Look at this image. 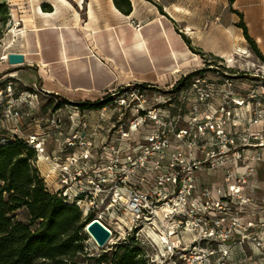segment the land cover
I'll return each instance as SVG.
<instances>
[{
    "label": "built area",
    "instance_id": "1",
    "mask_svg": "<svg viewBox=\"0 0 264 264\" xmlns=\"http://www.w3.org/2000/svg\"><path fill=\"white\" fill-rule=\"evenodd\" d=\"M206 66L177 90L186 74L165 92L129 84L114 93L121 112L102 138L84 122L67 134L54 113L40 135L22 134L7 105L13 135L0 144L23 141L33 165L49 167L46 189L104 224L109 241L106 221L122 226L114 244L137 247L144 264H264V77L226 66L213 80ZM211 100L216 108L202 109Z\"/></svg>",
    "mask_w": 264,
    "mask_h": 264
},
{
    "label": "crops",
    "instance_id": "2",
    "mask_svg": "<svg viewBox=\"0 0 264 264\" xmlns=\"http://www.w3.org/2000/svg\"><path fill=\"white\" fill-rule=\"evenodd\" d=\"M66 1H32L33 25L24 31L25 50L17 52L24 56V74L48 97L107 94L129 84L165 85L193 70L196 52L222 58L243 47L238 27L232 39L226 24L203 32L190 25L180 28L171 11L147 0H129L128 14L112 0ZM233 5L245 15L248 35L264 54V0H234ZM7 69L0 68V74ZM46 148H53L51 141ZM37 168L42 178L49 170L44 162Z\"/></svg>",
    "mask_w": 264,
    "mask_h": 264
},
{
    "label": "rangeland",
    "instance_id": "3",
    "mask_svg": "<svg viewBox=\"0 0 264 264\" xmlns=\"http://www.w3.org/2000/svg\"><path fill=\"white\" fill-rule=\"evenodd\" d=\"M2 1L3 6L0 7V68L8 67L7 70L11 72L3 75L0 74V98L3 99L0 102V139H7L13 135L11 130L14 124L10 117H5L3 113V109L7 105H13L11 110L18 113L15 121L17 122L18 129L25 135L31 131L41 133L46 131L47 128H50L48 119L54 113L56 117L61 118L63 128L67 134L84 122V131L87 135H93V137H98L99 135L101 138L109 136L111 134V126L117 124V119L121 112L116 100L101 109L93 110H82L75 105L82 102H100L107 96L118 92V89L115 92L107 94L75 95L72 99L65 98L71 104H64V102L54 99L55 96L48 97L45 92L40 90L37 83L32 85V77L24 74L23 64L11 66L8 65L5 59L9 53H17L25 50L24 32L21 34V29L25 31L26 28L33 25L29 21V19L33 20L31 11V3L33 0H0V2ZM43 1L51 3L52 0ZM64 1L67 3L66 0ZM149 2L171 11V15L180 28H183L185 25H190L196 30L195 32H203L204 30L212 31L222 28V25L226 24V33L229 39H232L231 36L234 27H238L242 23L245 25V15L241 12H238L241 14V17L234 14L232 11L236 6L230 0H211V2L208 0H149ZM230 18H233L235 22H231ZM242 43L243 47L236 46L228 56L222 58L208 54L202 55L196 52L195 55L198 58L197 64L205 62L207 66L204 69L209 68L208 65H211L212 70H206V77L213 80H215V71L219 70L221 72L226 70V66L229 67L227 70L231 73L239 72L240 74L237 77H242L243 79L248 76L252 79L264 77V62L251 49L244 38L242 39ZM239 49L246 53L236 55L235 51ZM261 55L264 56L262 53ZM208 62L210 64H207ZM243 73H246V76ZM9 83L11 85V92L8 93L9 96H6V89ZM170 83L161 86L151 85V87H156L160 92H165L166 87H168L167 85ZM153 90L155 89L148 90L147 94L152 95ZM217 103V100H211L208 104L203 105L202 109L214 110ZM127 116H129L128 113H126L125 118ZM40 118H43L44 121L41 122ZM261 169L260 173L264 174V167ZM53 183L54 180L48 181L47 185H52ZM13 215L15 220L24 223L29 222L27 211L24 208L16 210ZM123 219L129 225V217L126 216ZM106 224L113 230L114 237L102 249L96 248L83 228L84 245L88 253L93 252L94 254H98L107 251L117 241L119 237L118 233L122 235L125 233L123 227L114 221L107 220Z\"/></svg>",
    "mask_w": 264,
    "mask_h": 264
},
{
    "label": "trees",
    "instance_id": "4",
    "mask_svg": "<svg viewBox=\"0 0 264 264\" xmlns=\"http://www.w3.org/2000/svg\"><path fill=\"white\" fill-rule=\"evenodd\" d=\"M112 1L121 13L130 12L129 0ZM2 6L3 1L0 2ZM42 9L51 8L43 5ZM232 12L241 17L240 13ZM238 27L242 29L251 49L264 62V56L248 35L244 23ZM10 72L7 70L1 75ZM202 72L187 73L176 82L174 89H179L183 82ZM135 86L148 88V84L144 83ZM125 88L118 89V94ZM115 96L75 106L82 110L101 109L111 103ZM55 98L64 104H71L61 96L55 95ZM34 160V151L21 140L9 139L5 144H0V264H144L139 249L130 247L127 241L117 242L98 254L88 253L82 230L91 217L83 219L77 207L63 202L57 194L48 191L33 165ZM22 208L27 211L28 223L14 219L13 213Z\"/></svg>",
    "mask_w": 264,
    "mask_h": 264
},
{
    "label": "water",
    "instance_id": "5",
    "mask_svg": "<svg viewBox=\"0 0 264 264\" xmlns=\"http://www.w3.org/2000/svg\"><path fill=\"white\" fill-rule=\"evenodd\" d=\"M23 62L24 56L21 53H9L7 55L8 65H21ZM84 231L98 249L104 248L111 236L110 230L100 221L95 219H92L85 224Z\"/></svg>",
    "mask_w": 264,
    "mask_h": 264
},
{
    "label": "bare ground",
    "instance_id": "6",
    "mask_svg": "<svg viewBox=\"0 0 264 264\" xmlns=\"http://www.w3.org/2000/svg\"><path fill=\"white\" fill-rule=\"evenodd\" d=\"M59 2H61V3H64V4H67L64 0H58ZM81 3H82V0H79ZM79 2V3H80ZM68 5V4H67ZM24 28H26V27H24ZM21 34H23V29H21ZM246 52H244L243 50H241V49H239V50H237V51H235V54L236 55H243V54H245Z\"/></svg>",
    "mask_w": 264,
    "mask_h": 264
}]
</instances>
